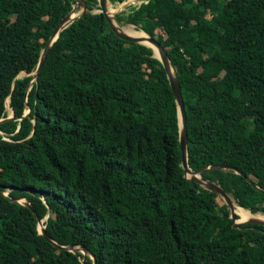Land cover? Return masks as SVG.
<instances>
[{
    "label": "trees",
    "instance_id": "trees-1",
    "mask_svg": "<svg viewBox=\"0 0 264 264\" xmlns=\"http://www.w3.org/2000/svg\"><path fill=\"white\" fill-rule=\"evenodd\" d=\"M85 2L32 80L75 0H0V119L17 118L0 122V264H264V225L233 227L223 199L184 175L153 49ZM116 17L167 50L191 169H237L201 177L264 215V0H141Z\"/></svg>",
    "mask_w": 264,
    "mask_h": 264
},
{
    "label": "water",
    "instance_id": "water-1",
    "mask_svg": "<svg viewBox=\"0 0 264 264\" xmlns=\"http://www.w3.org/2000/svg\"><path fill=\"white\" fill-rule=\"evenodd\" d=\"M98 1H99L98 4H99L100 9L96 10L95 12H101L104 14L110 28L119 37H121L125 40L145 44V45L151 47L153 49L154 56L160 60V62L162 63V65L166 71L167 78H168L170 87L172 89V92H173V95H174V98H175V101L177 104L178 127H179V129H178L179 145H180V152H181V167L184 170V175L188 179H192V180L198 182L203 188L215 192L216 194H218L223 199V201L227 205V208L230 211V218L232 219V226L233 227L238 228L244 223H253V224L264 225V220L259 219L258 217H255V216L250 217L249 219H245V220H241L240 218H237L236 217L237 214L234 211V205H233L234 199L232 198V196L229 195L227 192H225V190L216 182L211 181V180H207V179H204L201 177L202 172H206V171H210V170H214V169H233L236 173H240L237 169L232 168L225 163H216V164L207 165V166L202 167L199 170H193L189 166L188 155H187L188 154L187 153V150H188V148H187V127H186V113H185V108H184V102H183V98H182V94H181V88L179 85V81H178V78H177L176 73L174 71L173 65L171 64V61H170L169 56L167 54V50L165 47H163V45L159 41H157L155 38L151 37L149 34L144 32L143 30H141V31L144 32L146 35L144 37L133 36V35L127 34L126 32H124L122 30V25H124V24H121V22L116 17V13L122 11L123 9H125L130 4H137L140 0L124 1L121 3L120 7L113 9L112 11L109 10V6H112L113 4L109 0H98ZM76 8H79V10L77 12H76ZM85 12H87V5H86L85 0H75V5L72 8L71 12L68 13L67 15H65L59 21V23L56 25L53 32L49 36L44 48L42 49L37 67H36L35 71L33 73H31L32 80H35V78L37 77V75H38V73H39V71H40V69L44 63V60L47 56V53L49 52V49H50L52 43L58 37L59 32L63 28L68 26L70 23H72L74 20L78 19ZM133 27H135V26H133ZM144 41H147L149 44L145 43ZM155 49L157 50V54H155ZM7 100L9 101V99H7ZM10 109H11V113L8 114L5 118H1L0 122H3L5 120L11 119V118L17 119L13 115L12 108H10ZM29 111H30V108L25 110L23 115L19 118V120H21V118L25 117L29 113ZM247 179L254 186H256L255 183L250 178H247ZM4 194L7 195L6 193H4ZM10 200L16 201L22 205H25L33 211L32 206L30 205V203L26 199H20V200L10 199ZM238 206L242 207L240 205H238ZM45 219H46V217L44 219H38V222H37L38 223V231L40 234H42L45 238H47L49 241H51L54 244V242L49 238V236L45 232V225H43V221ZM39 225H41L40 229H39ZM67 249H69L71 251H76L77 249H79L83 254L88 253V251L84 247L77 248V247H73V246H68ZM91 257L93 259L92 264H95L94 257L92 255H91ZM82 264H85L84 259L82 260Z\"/></svg>",
    "mask_w": 264,
    "mask_h": 264
},
{
    "label": "bare ground",
    "instance_id": "bare-ground-1",
    "mask_svg": "<svg viewBox=\"0 0 264 264\" xmlns=\"http://www.w3.org/2000/svg\"><path fill=\"white\" fill-rule=\"evenodd\" d=\"M109 10L112 11L113 10V6H109ZM122 30L124 32H126L127 34L133 35V36H146L144 32H142L139 29L134 28L131 25L124 24L122 25ZM145 43H148L147 41H144ZM149 44V43H148ZM155 54H157V50L155 49ZM233 205H234V211L237 215H239L238 218H240L241 220H245V219H249L250 217H258L259 219H263L264 220V215H255L253 213H251L248 209H244L242 207H239L237 205V203L233 200ZM41 228V225H39V229Z\"/></svg>",
    "mask_w": 264,
    "mask_h": 264
},
{
    "label": "rangeland",
    "instance_id": "rangeland-1",
    "mask_svg": "<svg viewBox=\"0 0 264 264\" xmlns=\"http://www.w3.org/2000/svg\"><path fill=\"white\" fill-rule=\"evenodd\" d=\"M140 1H141V0H140ZM140 1H139V2H140ZM139 2H138V3H139ZM112 6H113V9H116V8H118V7L121 6V3H120V4H113ZM131 26H132V25H131ZM134 28H135V27H134ZM23 75H24V73H21L19 76H23ZM26 110H27V109H26ZM7 111H8V114H10V112H9L8 109H7ZM259 214H260V215H263L262 213H255V215H259Z\"/></svg>",
    "mask_w": 264,
    "mask_h": 264
}]
</instances>
